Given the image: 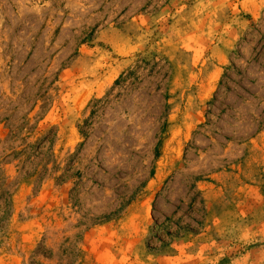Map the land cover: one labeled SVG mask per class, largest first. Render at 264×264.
<instances>
[{
	"label": "rangeland",
	"instance_id": "rangeland-1",
	"mask_svg": "<svg viewBox=\"0 0 264 264\" xmlns=\"http://www.w3.org/2000/svg\"><path fill=\"white\" fill-rule=\"evenodd\" d=\"M0 264H264V0H0Z\"/></svg>",
	"mask_w": 264,
	"mask_h": 264
}]
</instances>
